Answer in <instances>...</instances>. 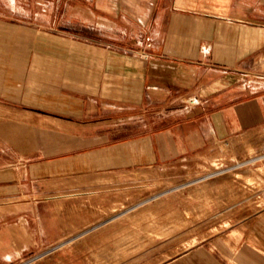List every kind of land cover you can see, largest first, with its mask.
Instances as JSON below:
<instances>
[{"label": "crops", "instance_id": "obj_1", "mask_svg": "<svg viewBox=\"0 0 264 264\" xmlns=\"http://www.w3.org/2000/svg\"><path fill=\"white\" fill-rule=\"evenodd\" d=\"M56 3L46 32L51 58L24 56L43 48L42 28L16 24L22 31L14 33L0 14V95L11 97L27 71L33 76L25 88L35 94L18 97L47 104L38 82L52 73L65 86L51 95L56 118L45 122L72 126L65 120L90 132L65 154L21 170L2 161L0 264L51 263L60 250L102 232L122 211L90 212L106 208L108 188L115 195L122 189L123 172L184 159L264 125V0ZM208 194L190 204L202 211L197 224L205 227L185 234L183 241L193 243L174 258L264 264V204L231 201L228 191ZM95 195L104 204L92 202ZM178 207L187 210L182 201Z\"/></svg>", "mask_w": 264, "mask_h": 264}, {"label": "rangeland", "instance_id": "obj_2", "mask_svg": "<svg viewBox=\"0 0 264 264\" xmlns=\"http://www.w3.org/2000/svg\"><path fill=\"white\" fill-rule=\"evenodd\" d=\"M56 6V0H0V14L14 23V33L22 31L16 24L26 23L31 29L44 31L43 48L37 52L28 49L26 58H51L55 53L49 49L51 38L46 32L50 31V14ZM27 32L31 40L36 39L34 30ZM32 76L30 72H22L19 83L22 87L13 89L11 97L0 95V164L9 161L12 170L65 154L68 148L82 144L83 136L90 132L86 125L65 120L60 121L72 126L58 128L45 122L47 118H56L49 103L51 95L65 86L52 73L48 72L38 82L45 88L42 96H38L47 104L30 105L18 97L35 94V90L25 88ZM8 110L24 116L15 117ZM117 180L122 181V189L115 195L108 188L106 208L90 213L92 217L98 212L101 217L120 211L122 214L102 228V232L77 240L80 248L77 245L64 248L52 257L51 263L43 261V264H168L169 261H172L169 264H185L182 259L174 258L193 243L183 241L185 234L205 227L197 224L202 211L197 212L190 205L196 199L200 202L209 198L211 191H218L219 196L228 191L231 201L253 208L264 204V125L235 137L215 140L184 159L125 171ZM59 183L66 185L67 179ZM92 197V202L104 204L102 196ZM180 201L187 204V210L182 213L178 207ZM223 227L219 225L215 230Z\"/></svg>", "mask_w": 264, "mask_h": 264}, {"label": "built area", "instance_id": "obj_3", "mask_svg": "<svg viewBox=\"0 0 264 264\" xmlns=\"http://www.w3.org/2000/svg\"><path fill=\"white\" fill-rule=\"evenodd\" d=\"M193 102L195 101V99L192 100Z\"/></svg>", "mask_w": 264, "mask_h": 264}]
</instances>
